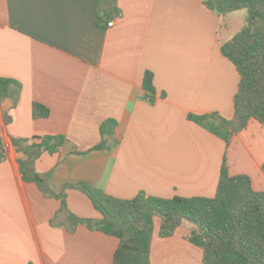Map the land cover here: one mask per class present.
<instances>
[{
  "label": "crops",
  "instance_id": "0c3cea01",
  "mask_svg": "<svg viewBox=\"0 0 264 264\" xmlns=\"http://www.w3.org/2000/svg\"><path fill=\"white\" fill-rule=\"evenodd\" d=\"M205 1L118 0L120 14L102 21L98 0H0V78L18 83L0 99V264H113L119 246L84 225L71 230L61 201L23 181L12 139L65 137L59 152L36 163L55 193L82 182L121 200L213 198L225 156L231 176H249L264 192L259 122L227 147L189 120H232L240 83L221 50L234 36L222 31L228 18L247 16H220ZM147 71L153 101L143 90ZM34 103L49 116L35 119ZM110 121L106 147L95 150ZM66 202L80 219L103 218L79 190H68ZM161 223L155 217L152 264H204L203 250L187 240L192 223L167 239Z\"/></svg>",
  "mask_w": 264,
  "mask_h": 264
},
{
  "label": "trees",
  "instance_id": "16d2710c",
  "mask_svg": "<svg viewBox=\"0 0 264 264\" xmlns=\"http://www.w3.org/2000/svg\"><path fill=\"white\" fill-rule=\"evenodd\" d=\"M117 2L98 0L99 19L104 21L119 15ZM205 5L220 16L241 10L248 13L242 30L221 48L240 76L234 118L227 120L216 113L189 115V120L222 139L228 147L233 137L245 131L251 121L264 127V0H206ZM17 84L14 80L0 78V99H9ZM143 90L153 101L155 88L150 71L144 75ZM32 108L35 119L49 116V110L40 104L34 103ZM109 124L114 125V122L101 126L103 141L95 150L106 147L104 136ZM64 143V136L12 139L23 181L36 184L47 197L61 201L59 213L67 214L71 230L81 224L117 238L119 246L113 264H152L155 217L162 221L159 231L162 239L174 236L184 221L192 223L194 229L187 240L203 250L204 264H264V192L254 190L249 176H231L226 156L213 198L163 199L141 193L132 200H121L82 182L65 184L60 193L53 192L48 176L36 171V163L45 153L59 152ZM4 158V142L0 135V162ZM68 190L86 194L103 218L80 219L73 215L67 207Z\"/></svg>",
  "mask_w": 264,
  "mask_h": 264
},
{
  "label": "rangeland",
  "instance_id": "374dc122",
  "mask_svg": "<svg viewBox=\"0 0 264 264\" xmlns=\"http://www.w3.org/2000/svg\"><path fill=\"white\" fill-rule=\"evenodd\" d=\"M241 11L245 15V18H246V16L248 15L247 10H241ZM244 23H246L245 20L244 19L241 20L240 17L234 18V19L228 18L227 23H226L227 27H224L222 31L223 38L225 39L229 35H233V36L237 35L242 30Z\"/></svg>",
  "mask_w": 264,
  "mask_h": 264
},
{
  "label": "built area",
  "instance_id": "2783aa9c",
  "mask_svg": "<svg viewBox=\"0 0 264 264\" xmlns=\"http://www.w3.org/2000/svg\"><path fill=\"white\" fill-rule=\"evenodd\" d=\"M108 26H109V27H112V26H113V23H110Z\"/></svg>",
  "mask_w": 264,
  "mask_h": 264
}]
</instances>
